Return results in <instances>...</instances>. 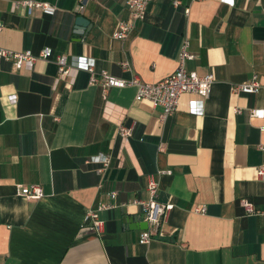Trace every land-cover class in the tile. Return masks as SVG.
<instances>
[{
  "label": "crops",
  "instance_id": "crops-1",
  "mask_svg": "<svg viewBox=\"0 0 264 264\" xmlns=\"http://www.w3.org/2000/svg\"><path fill=\"white\" fill-rule=\"evenodd\" d=\"M16 1L0 0L2 45L35 54L51 48L80 69L58 79L54 59L21 69L0 59V264H264V216L248 215L242 203L264 210L257 176L264 117L250 115L264 109V0H181L178 7L155 0L124 40L113 32L130 16L125 0H82V11L81 0H34L53 12ZM80 15L91 23L84 33L76 28ZM186 40L195 55L187 68L216 80L207 97L182 95L164 122L161 108L136 98L137 86L111 87L105 96L90 83L89 61L97 71L155 83L179 67ZM255 74L258 91H232ZM121 123L135 125L129 143ZM98 155H111L102 171L87 163ZM151 178L158 201L174 208L140 243L149 225L132 219L144 218L132 201L147 197ZM20 184H38L44 196L25 198ZM110 191L116 206L102 213L98 236L85 216ZM197 205L207 212H195Z\"/></svg>",
  "mask_w": 264,
  "mask_h": 264
},
{
  "label": "built area",
  "instance_id": "built-area-1",
  "mask_svg": "<svg viewBox=\"0 0 264 264\" xmlns=\"http://www.w3.org/2000/svg\"><path fill=\"white\" fill-rule=\"evenodd\" d=\"M127 6L130 9V16L128 19L119 22L116 30L113 32V38L117 40H124L129 37L130 33L134 30L138 21L145 19L151 3L155 0H125ZM203 1V0H192ZM79 3L77 9L82 11L84 4L82 0ZM182 4L181 0H173V5L178 7ZM14 7H25L29 11L33 8H42L46 11L53 12L54 7L48 3L34 1V0H21L14 3ZM190 7H185V12L189 13ZM4 29V24L0 21V36ZM189 42L186 40L180 54L179 67L170 75L155 82L145 83L141 81L139 77H133L131 79H123L117 77L106 70L97 71L93 61H89L85 66V69L90 73V83L97 85L101 88L102 93L106 96L109 88L111 87H126L135 85L137 86L136 98L139 100L149 101L152 107L161 108L159 119L164 122L170 115H172L178 108L180 98L184 94L200 95L207 97L212 92L213 84L215 83V75L208 73L205 75H199L197 72L189 70L186 66V62L195 57L190 53ZM8 58L13 60L15 69H21L24 66H32L38 59L50 60L54 59L58 65V79L64 76H69L74 70H79V66H73L68 62L67 55L61 54L53 57V51L51 48L43 49L40 53L35 54L31 49L24 51H13L5 48L1 43L0 37V59ZM127 67L128 63H124ZM261 84L258 76L255 74L251 79L232 85V91L234 93H254L258 91ZM239 111V109H237ZM252 117L263 118L264 109L253 108L250 110ZM264 131V126L261 127ZM119 135L122 137L124 143H129L135 135V125H125L121 123L118 129ZM260 149L264 150V143H261ZM160 151H164V145H160ZM87 163L101 164L99 171L108 167L111 163V155H98L91 157L87 160ZM170 170L162 171V173H170ZM257 176L264 181V162L257 168ZM147 197L142 199H134L132 203L139 206L144 214V219L148 222L149 227L142 231L140 243H148L153 235L159 232L161 224L168 216L169 212L174 208L173 203H161L158 201L159 184L156 180L150 179L147 187ZM18 193L27 199H40L44 196L43 188L38 184L31 185H18ZM108 201L99 204L95 208H91L87 211L85 216V223L89 222L90 228L98 235H102L105 228V219L102 213L108 209L116 206L115 199L117 197L116 191H110L107 193ZM248 215H263L264 210L257 208L253 203L246 199L242 200ZM197 213H206V205H197L194 208Z\"/></svg>",
  "mask_w": 264,
  "mask_h": 264
},
{
  "label": "water",
  "instance_id": "water-1",
  "mask_svg": "<svg viewBox=\"0 0 264 264\" xmlns=\"http://www.w3.org/2000/svg\"><path fill=\"white\" fill-rule=\"evenodd\" d=\"M76 24H77V29H78V33H84V31L87 29V27L91 24L89 19L86 18L85 16L83 15H80L77 17L76 19ZM139 218L140 220H144V218L142 217H138V216H133L132 219L135 220ZM146 226H147V222H146Z\"/></svg>",
  "mask_w": 264,
  "mask_h": 264
}]
</instances>
